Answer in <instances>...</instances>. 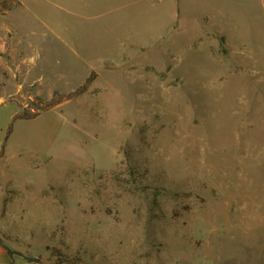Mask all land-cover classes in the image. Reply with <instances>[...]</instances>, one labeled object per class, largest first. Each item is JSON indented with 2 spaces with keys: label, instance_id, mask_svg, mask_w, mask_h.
I'll return each instance as SVG.
<instances>
[{
  "label": "rangeland",
  "instance_id": "obj_1",
  "mask_svg": "<svg viewBox=\"0 0 264 264\" xmlns=\"http://www.w3.org/2000/svg\"><path fill=\"white\" fill-rule=\"evenodd\" d=\"M20 1L0 264H264V0Z\"/></svg>",
  "mask_w": 264,
  "mask_h": 264
},
{
  "label": "trees",
  "instance_id": "obj_2",
  "mask_svg": "<svg viewBox=\"0 0 264 264\" xmlns=\"http://www.w3.org/2000/svg\"><path fill=\"white\" fill-rule=\"evenodd\" d=\"M20 5H21L20 0H0V13L12 10L14 8L19 7ZM90 81H91V78H88L83 84H81L76 89L70 92H67V93H61L58 91H54L52 96L48 100H43L42 98L37 97L36 101H33V100L30 101L29 107L28 106L24 107L23 110L16 112L12 116L11 121L8 126V130L5 135V138L11 133L12 124L15 120L34 118L38 115L40 110H46L64 99H68V98L80 95L82 92H84L87 89ZM32 106L35 109L33 112L30 110L31 108H33ZM4 151H5V142L2 144L0 148V157L3 155ZM0 244L6 250L7 255L11 258L14 252L11 249H9L5 244H3L1 239H0ZM53 251H55L53 255H55L58 259L57 264H63L62 262L65 261L63 260V258L65 257L64 254L56 248Z\"/></svg>",
  "mask_w": 264,
  "mask_h": 264
}]
</instances>
